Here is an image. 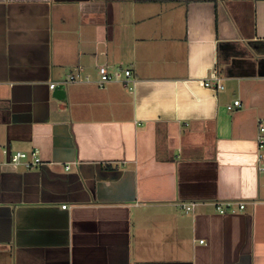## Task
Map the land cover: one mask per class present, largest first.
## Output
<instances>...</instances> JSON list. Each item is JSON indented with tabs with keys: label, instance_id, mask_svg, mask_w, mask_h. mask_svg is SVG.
Here are the masks:
<instances>
[{
	"label": "crops",
	"instance_id": "crops-1",
	"mask_svg": "<svg viewBox=\"0 0 264 264\" xmlns=\"http://www.w3.org/2000/svg\"><path fill=\"white\" fill-rule=\"evenodd\" d=\"M260 120L264 0H0V264H264Z\"/></svg>",
	"mask_w": 264,
	"mask_h": 264
},
{
	"label": "built area",
	"instance_id": "built-area-1",
	"mask_svg": "<svg viewBox=\"0 0 264 264\" xmlns=\"http://www.w3.org/2000/svg\"><path fill=\"white\" fill-rule=\"evenodd\" d=\"M98 74L99 77L96 80V83L99 86H105L106 84L110 82H120L124 84L125 86H129L131 79H132V70L129 68H123V67H110L108 65H100L98 67ZM217 80L216 88L221 89L223 88V85L219 82V78L215 77ZM89 82L91 81L90 77L83 74L80 71L69 73L63 80L60 82H57L56 84H51V89H55L58 85H67L71 82ZM207 86H211V82L208 80L206 82ZM240 100L236 99L233 101L232 104L228 105V109L231 110L235 106H239ZM260 127V134L258 136L257 144H258V154L257 158L258 161H261L264 158V154L262 153L264 149V121L260 120L259 122ZM11 162L13 164H19L23 162V165L26 168H33L40 164H42V159L39 156V153L37 150H34L32 152H25V151H16L11 156ZM69 168V166H67ZM260 169L264 171V166H260ZM194 203H182V207L186 212H190L194 208ZM66 208V205L63 206ZM216 207L220 213H227V212H236L237 210H243L245 208L244 202H234V201H222L217 202Z\"/></svg>",
	"mask_w": 264,
	"mask_h": 264
},
{
	"label": "water",
	"instance_id": "water-1",
	"mask_svg": "<svg viewBox=\"0 0 264 264\" xmlns=\"http://www.w3.org/2000/svg\"><path fill=\"white\" fill-rule=\"evenodd\" d=\"M63 88H64V85L56 86L55 91L57 92L58 97H60L62 95V93L64 91Z\"/></svg>",
	"mask_w": 264,
	"mask_h": 264
},
{
	"label": "rangeland",
	"instance_id": "rangeland-1",
	"mask_svg": "<svg viewBox=\"0 0 264 264\" xmlns=\"http://www.w3.org/2000/svg\"><path fill=\"white\" fill-rule=\"evenodd\" d=\"M263 151H264V149H263Z\"/></svg>",
	"mask_w": 264,
	"mask_h": 264
}]
</instances>
